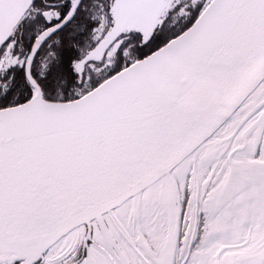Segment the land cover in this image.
Listing matches in <instances>:
<instances>
[{
    "label": "snow or ice",
    "instance_id": "obj_1",
    "mask_svg": "<svg viewBox=\"0 0 264 264\" xmlns=\"http://www.w3.org/2000/svg\"><path fill=\"white\" fill-rule=\"evenodd\" d=\"M0 264H264V0H0Z\"/></svg>",
    "mask_w": 264,
    "mask_h": 264
}]
</instances>
